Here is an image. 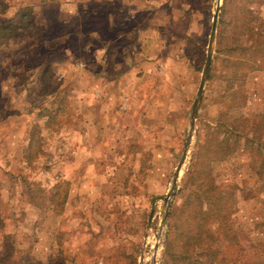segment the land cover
Segmentation results:
<instances>
[{
  "label": "rangeland",
  "instance_id": "374dc122",
  "mask_svg": "<svg viewBox=\"0 0 264 264\" xmlns=\"http://www.w3.org/2000/svg\"><path fill=\"white\" fill-rule=\"evenodd\" d=\"M69 1L80 4L72 13L62 8ZM40 3L0 0V23L30 22L0 44V264H180L174 256L194 233L184 203L197 174L238 186L230 205L213 201L214 218L200 231L210 254L201 260L264 264L261 158L241 139L213 161L205 136L206 123L227 131L243 118L264 140V65L249 58L224 92L220 51L250 44L253 32L264 39V0H220L194 131L217 0ZM142 51L143 87L123 101L127 85L115 71Z\"/></svg>",
  "mask_w": 264,
  "mask_h": 264
},
{
  "label": "trees",
  "instance_id": "16d2710c",
  "mask_svg": "<svg viewBox=\"0 0 264 264\" xmlns=\"http://www.w3.org/2000/svg\"><path fill=\"white\" fill-rule=\"evenodd\" d=\"M4 9L5 7L1 8L0 6V14L5 12ZM25 15H28V13ZM23 18L24 17L21 16L20 19L18 18V20H14L17 22L0 23V44H7L8 41L14 36L17 29L19 30L23 28V26H26L25 22L30 23L27 22L25 18V20ZM243 27H245V25H243ZM256 34L257 32H253V35L249 37V39H251L250 44H233V46L228 48L220 49V51H223L225 54L224 58L222 59L224 62V72L222 77L226 80L225 90H223L224 92L230 91L232 89L234 83L233 80L237 78L236 73L241 67L243 69V67L249 66V63L252 65L255 60H257L259 63L258 67L261 66L262 63L264 65V39L260 40L258 36L255 37ZM237 48L240 50L238 53L235 52ZM245 53H248L247 57L245 56ZM252 57H255V60L250 62L249 58ZM252 69L254 68L251 66V70ZM242 76L243 75L241 74V77ZM223 113L226 114L225 111ZM250 122V119L240 118L239 121L232 122V128L228 129L227 131L212 129L213 131L211 132L209 131V129H211L210 126L206 123L205 136H209L210 139L212 138L213 140L212 143H209V146L213 145L214 148V155L212 156L213 161L222 160L225 157L230 156L233 152H236L240 148L239 141L244 139L245 145L242 147L244 149H250L249 151H254L256 155L261 158V162L256 168L255 174L258 179L264 183V140L260 137V133L257 130L253 128H247V131V129H245L246 123ZM221 126H225V124H222ZM250 127H252V123ZM218 136L220 139H218ZM243 136L244 138H242ZM36 157L34 156L33 160H35ZM194 177L195 178L192 182L193 186L190 190V195L188 196L189 198H187L186 202L184 203L185 208L188 210V218L186 220L188 225L186 226V230H194V233L187 234L184 239V244L186 245L187 250L181 254L175 255L174 257L177 261H181L182 258L183 261H181L182 263L180 264H218L217 262L211 261L210 258L209 263L207 261L203 262L201 260L202 257H207L210 253L207 251L205 253V248L200 246L202 241L205 243L200 231L209 221L210 217L214 218V213L212 212L214 210H212L213 201L217 200L222 206H227L230 203L233 189L237 188L238 186L236 184L228 185L224 189V186L226 185L216 184L214 178L211 176L202 177L201 175L197 174ZM181 236L184 237L185 234ZM193 245H197V249L194 250L192 248L189 250V247H193ZM259 246H264V243H260Z\"/></svg>",
  "mask_w": 264,
  "mask_h": 264
},
{
  "label": "crops",
  "instance_id": "0c3cea01",
  "mask_svg": "<svg viewBox=\"0 0 264 264\" xmlns=\"http://www.w3.org/2000/svg\"><path fill=\"white\" fill-rule=\"evenodd\" d=\"M4 1V0H3ZM37 2L40 3V1L42 0H36ZM46 2V1H44ZM48 2V1H47ZM147 2L149 3L150 0H147ZM7 3V2H6ZM8 5V3H7ZM80 6L79 2L78 1H72L70 2L69 1V4H63V9L64 11H71V13L75 10L76 6ZM7 8V7H5ZM139 8L135 6H132V10L133 11V15L135 13V11H137ZM6 11V10H5ZM69 15H72V14H69ZM131 15V17L133 16ZM143 37H139V41L141 42V44L143 45L144 42H143ZM143 49V48H142ZM143 57V51L142 52H138L135 56H134V62L132 63H127L125 65V67L127 69L125 70H121V68H117V71L116 72V76L114 78L117 79V81H120V86L121 84L123 83L124 85H127V88L124 89V95L122 96V100L123 101H131L133 102L135 100V91L136 89L141 86L143 83H144V80H145V77H146V71L148 68V62L147 61H144L142 59ZM143 87V86H141Z\"/></svg>",
  "mask_w": 264,
  "mask_h": 264
},
{
  "label": "water",
  "instance_id": "95a60500",
  "mask_svg": "<svg viewBox=\"0 0 264 264\" xmlns=\"http://www.w3.org/2000/svg\"><path fill=\"white\" fill-rule=\"evenodd\" d=\"M219 7H220V0H217V4L215 5L213 16H212L211 30H210V34H209L207 49H206V58H205V63L203 65L204 68H202V71H201L200 82H199V85H198V88L196 91V95H195V98H194L193 103H192L191 112H190V129H191V131H194V129H195L196 113H197V110H198V107L200 104V100L202 98L204 88H205V84L208 80L209 72H210L211 65H212L214 44H215V39H216V28H217V22H218V13L220 11ZM179 170H180V166H178L176 168L175 177L173 180V186H172L171 190L164 197L166 207L169 206L170 198L174 194L175 185L177 183ZM166 215L167 214L165 213V218H166Z\"/></svg>",
  "mask_w": 264,
  "mask_h": 264
}]
</instances>
